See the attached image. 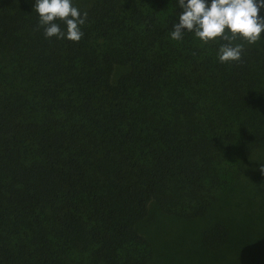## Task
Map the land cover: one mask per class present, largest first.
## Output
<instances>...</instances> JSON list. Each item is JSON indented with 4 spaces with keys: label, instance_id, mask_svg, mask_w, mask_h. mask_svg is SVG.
Segmentation results:
<instances>
[{
    "label": "trees",
    "instance_id": "obj_1",
    "mask_svg": "<svg viewBox=\"0 0 264 264\" xmlns=\"http://www.w3.org/2000/svg\"><path fill=\"white\" fill-rule=\"evenodd\" d=\"M34 2L0 0V264H264V38L220 63L178 0H82L47 39Z\"/></svg>",
    "mask_w": 264,
    "mask_h": 264
},
{
    "label": "clouds",
    "instance_id": "obj_2",
    "mask_svg": "<svg viewBox=\"0 0 264 264\" xmlns=\"http://www.w3.org/2000/svg\"><path fill=\"white\" fill-rule=\"evenodd\" d=\"M178 5L182 12L171 39L182 41L184 33L190 32L203 44L223 41L217 52L220 63H241L245 44L255 45L264 38V17L258 15L264 0H211L210 5L206 0H178ZM33 11L39 18L37 30L42 28L45 38L72 42L83 38L81 26L88 12L81 13L73 0H35ZM260 171L264 173V166Z\"/></svg>",
    "mask_w": 264,
    "mask_h": 264
},
{
    "label": "rangeland",
    "instance_id": "obj_3",
    "mask_svg": "<svg viewBox=\"0 0 264 264\" xmlns=\"http://www.w3.org/2000/svg\"><path fill=\"white\" fill-rule=\"evenodd\" d=\"M82 0H73V3L81 2Z\"/></svg>",
    "mask_w": 264,
    "mask_h": 264
}]
</instances>
